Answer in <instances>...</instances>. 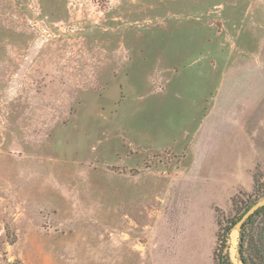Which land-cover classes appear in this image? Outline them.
Here are the masks:
<instances>
[{
    "label": "rangeland",
    "instance_id": "rangeland-1",
    "mask_svg": "<svg viewBox=\"0 0 264 264\" xmlns=\"http://www.w3.org/2000/svg\"><path fill=\"white\" fill-rule=\"evenodd\" d=\"M260 19L264 0H0V264H129L138 240L153 247L148 211L180 178L160 174L202 128L234 35L264 47ZM257 172L232 216L217 210L214 264H241ZM197 231L185 264H210Z\"/></svg>",
    "mask_w": 264,
    "mask_h": 264
},
{
    "label": "crops",
    "instance_id": "crops-1",
    "mask_svg": "<svg viewBox=\"0 0 264 264\" xmlns=\"http://www.w3.org/2000/svg\"><path fill=\"white\" fill-rule=\"evenodd\" d=\"M251 24L264 29L262 19ZM234 37V47L219 54L218 88L205 99L202 128L193 134L183 160L172 166L169 163L160 174L161 178H180L166 194L155 195L158 207L148 211L150 219L155 217L158 224L148 232L158 233L159 241L148 247L146 238L138 240V252L127 248L126 254L129 251L132 258L138 253L129 264H185L186 255L195 257L197 244L203 240L196 235L190 237L189 231L201 234L197 230L202 228L210 240L205 257L214 264L219 231L217 210L232 216V198L253 190L257 171L264 175V47L247 50L237 43L238 34ZM260 41L263 43L264 36ZM186 157L191 161L182 169ZM204 168H209L205 175L201 174ZM204 205L207 210L200 209ZM125 256L122 264H127Z\"/></svg>",
    "mask_w": 264,
    "mask_h": 264
},
{
    "label": "trees",
    "instance_id": "trees-1",
    "mask_svg": "<svg viewBox=\"0 0 264 264\" xmlns=\"http://www.w3.org/2000/svg\"><path fill=\"white\" fill-rule=\"evenodd\" d=\"M258 174L260 173H255L254 180L259 177ZM249 207L243 208L237 218L239 219ZM228 230L229 228L224 230V238ZM238 252L241 264H264V206L242 225ZM221 264H230L227 256L221 255Z\"/></svg>",
    "mask_w": 264,
    "mask_h": 264
},
{
    "label": "water",
    "instance_id": "water-1",
    "mask_svg": "<svg viewBox=\"0 0 264 264\" xmlns=\"http://www.w3.org/2000/svg\"><path fill=\"white\" fill-rule=\"evenodd\" d=\"M264 206V196L254 202L250 207L241 215L238 221L235 223V227L240 230L242 225L253 215L256 213L261 207Z\"/></svg>",
    "mask_w": 264,
    "mask_h": 264
}]
</instances>
